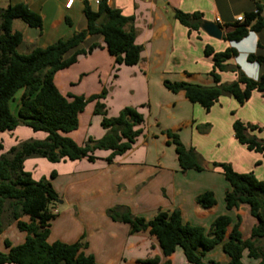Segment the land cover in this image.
<instances>
[{
  "label": "crops",
  "instance_id": "obj_1",
  "mask_svg": "<svg viewBox=\"0 0 264 264\" xmlns=\"http://www.w3.org/2000/svg\"><path fill=\"white\" fill-rule=\"evenodd\" d=\"M68 1L0 0L1 9L24 4L42 18V29L32 28L21 20L14 21L13 30L23 35L18 48L20 54H28L34 48H47L87 30L85 0H75L70 9L66 8ZM88 2L93 10H97L95 0ZM107 4L126 17L134 18L140 62L133 67L118 65L102 36L87 37L81 48L87 52L92 46L96 48L78 57L68 69L58 72L55 84L64 96L89 98L105 90L107 98L100 102L102 113L99 115L94 114L95 103H89L79 116V129L67 136L79 146H85L89 138L101 139L107 133L101 127L102 119L116 117L126 107L136 109L144 117L145 122L139 127L143 133L132 150L117 156L112 163L106 161L111 151L95 152L98 158L95 162L67 160L49 165L42 158L25 161V171L36 181L48 178L50 172L56 173L51 184L61 201L54 209L57 217L52 221L48 242L74 244L85 236L86 254H92L96 264H141L154 257L165 262L157 239L149 232L131 234L129 225L109 218L107 211L116 206L127 207L147 221L160 211L179 210L185 223L200 226L207 232L217 217L228 215L232 223L227 237L240 217L244 239L250 238L257 221L247 206L232 211L226 209L225 194L231 187L221 169L214 164H230L237 173L253 172L258 180L264 181L263 155L240 144L233 130L237 120L261 125L257 118L264 116V94L253 92L244 105L234 97H221L210 111H206L191 103L184 92H170L164 82L214 86V61L205 54L207 46L217 53L235 49L238 57H231L226 65L230 68L239 66L249 78L251 74H257V67L258 78L264 74V64L247 61V56L257 52L259 45L264 50V30L252 31L258 36L255 52L247 51L252 45H244V39L235 42L237 46L233 41L224 40L235 29L237 17L246 19L255 11L256 4L263 7L259 15L264 17V0H107ZM176 10L202 14L205 23H214L222 29L223 38L214 39L202 28L189 30L175 19ZM255 22L256 19L251 21V26ZM219 74L222 83L237 80L232 69ZM94 121L100 124L101 130L92 129ZM165 131L178 134L185 147L194 148L201 155L205 164L203 172H181L175 146L169 144ZM42 133L31 134L26 129H16L9 135L2 134L3 153L23 139H46L47 134ZM18 134H22V139L14 141L13 136L17 138ZM263 136L264 133L260 135ZM209 164L213 169L208 168ZM209 191L215 194L216 205L203 209L197 203V197ZM5 221L8 222L7 216ZM22 221L29 222V217L24 216ZM0 240V252L7 253L5 241L12 246L21 245L26 240V233L18 229L16 222L10 223L0 234ZM169 260L171 264H190L180 248ZM204 261L226 264L229 257L222 246H218L204 257ZM243 264H258V261L245 254Z\"/></svg>",
  "mask_w": 264,
  "mask_h": 264
},
{
  "label": "trees",
  "instance_id": "obj_2",
  "mask_svg": "<svg viewBox=\"0 0 264 264\" xmlns=\"http://www.w3.org/2000/svg\"><path fill=\"white\" fill-rule=\"evenodd\" d=\"M262 10L263 7L256 4L255 11L248 14L243 22H237L235 29L224 40L240 42L248 36L249 30H264V17L259 15ZM84 15L88 24L86 31L59 40L47 48H34L28 54H20L18 48L23 42V35L13 30L14 21L21 20L32 28L42 29V18L24 4L0 8V135L22 125L34 132L47 134L44 140L23 141L6 153H3L4 145L0 141V234L7 224L14 222L21 232L26 233V240L21 245L12 246L5 241L9 251L0 252V264H96L95 257L86 254L88 243L85 236L74 244L48 242L52 221L57 217L54 209L61 199L50 180H34L32 174L25 171L24 163L31 158L46 159L53 164L84 159L95 162L97 151H111L106 161L112 163L117 156L132 150L143 133L139 127L144 124V117L136 109L126 107L118 116L102 119L101 126L107 133L101 139L89 138L85 146H79L67 136L79 129V116L89 103L96 102L95 114L102 113L99 101L105 97L104 93L89 98L64 96L55 84L58 72L68 69L78 57L96 48L92 46L88 52L81 48L87 37L102 36L109 54L118 65L133 67L140 62L133 17H126L120 10L110 8L107 0H101L97 10H93L85 0ZM174 16L191 31H199L205 23L200 13L186 14L176 10ZM255 19V24L251 26V21ZM205 54L214 61V86L165 81L166 89L175 94L184 92L191 103L200 105L206 111H210L221 97H234L240 105H244L253 92L264 94V74L255 80L239 66L230 68L226 65L228 59L238 57L235 49L217 53L207 46ZM247 61L264 64L262 46L259 45L257 52L249 54ZM228 69L237 74V80L225 84L221 82L219 73ZM19 92L22 96L18 115L15 116L11 111V102ZM233 130L240 144L264 157V136H258L263 134L261 127L237 120ZM164 133L169 138V144L175 146L182 173L205 170L204 160L194 148L185 147L178 134L171 131ZM214 167L221 169L231 187L225 194L226 209L232 211L247 206L257 221L250 238L244 239L240 217L227 237L232 223L228 215L217 217L207 232L200 226L185 223L179 210L160 211L147 221L124 206L109 209V218L129 225L131 234L149 232L157 239L166 261L161 263L158 257H154L141 261V264H171L169 258L179 248L190 264H222L204 261V257L218 246H222L229 257L226 264H243L245 254L258 264H264V181L258 180L253 172L237 173L230 164L215 163ZM55 176L56 173H52L51 179ZM197 203L203 209L213 208L216 205L215 194L205 192L197 197ZM6 216L8 222H5ZM24 216L29 217V222L22 221Z\"/></svg>",
  "mask_w": 264,
  "mask_h": 264
},
{
  "label": "rangeland",
  "instance_id": "obj_3",
  "mask_svg": "<svg viewBox=\"0 0 264 264\" xmlns=\"http://www.w3.org/2000/svg\"><path fill=\"white\" fill-rule=\"evenodd\" d=\"M101 93H104L105 94V97L103 98V99H101L99 102H101V101H104L106 98H107V93H106V91L105 90H103ZM100 93V94H101ZM99 95V94H98ZM21 96H22V92H19L16 96H15V99L11 102V111H12V113H13V115H15V116H17L18 115V105H19V103H20V99H21ZM92 103V102H91ZM93 103H95V105H94V107H95V109H96V102H93ZM94 114H95V111H94ZM95 115H99V114H95ZM257 119H259V124H261L259 127H261L262 129H263V133H264V116H260L259 118H257ZM153 121V120H152ZM97 123V122H96ZM95 123V121L93 122V128L92 129H94L95 131H99V130H101V127H100V124H96ZM97 125V126H96ZM254 125H256V124H254ZM17 129H26V130H28L29 132H31V134H38V133H42V132H38V133H36V132H34L32 129H30L29 127H27V126H19ZM15 131V130H14ZM13 132V131H12ZM9 133L10 132H6V133H4V134H6V135H9ZM42 134H44V133H42ZM259 137H260V135H258ZM18 139H22V134H18V136H17V138H15L14 136H13V140L14 141H17ZM0 140H1V135H0ZM30 140V139H29ZM23 141H27V140H22V141H20L19 143H21V142H23ZM8 147L9 146H7V149H8ZM45 160V162L47 163V164H49V165H54L53 163H51V162H49V161H47L46 159H44ZM51 174H52V172H50L49 174H48V180H50L51 181ZM43 178V177H42ZM41 178V179H42ZM40 179V180H41ZM6 222V221H5ZM7 225H9V224H7ZM7 225H6V227H7ZM1 241V240H0Z\"/></svg>",
  "mask_w": 264,
  "mask_h": 264
},
{
  "label": "water",
  "instance_id": "obj_4",
  "mask_svg": "<svg viewBox=\"0 0 264 264\" xmlns=\"http://www.w3.org/2000/svg\"><path fill=\"white\" fill-rule=\"evenodd\" d=\"M202 29L207 35L214 39L221 40L223 38L222 29L214 23L206 22L203 24ZM208 168L213 169V165L209 164Z\"/></svg>",
  "mask_w": 264,
  "mask_h": 264
},
{
  "label": "clouds",
  "instance_id": "obj_5",
  "mask_svg": "<svg viewBox=\"0 0 264 264\" xmlns=\"http://www.w3.org/2000/svg\"><path fill=\"white\" fill-rule=\"evenodd\" d=\"M238 18V17H237ZM258 40V36L255 32H252L251 30H249L248 32V36L244 38L243 42L244 45H248L251 44L252 46L250 48L247 49L248 52H255V42ZM234 46H237L234 42ZM246 75H249L248 73H246ZM250 78L252 79H256L258 78V67H257V74H251Z\"/></svg>",
  "mask_w": 264,
  "mask_h": 264
},
{
  "label": "built area",
  "instance_id": "obj_6",
  "mask_svg": "<svg viewBox=\"0 0 264 264\" xmlns=\"http://www.w3.org/2000/svg\"><path fill=\"white\" fill-rule=\"evenodd\" d=\"M74 1H75V0H69L68 3L66 4V8H67V9H70V8L72 7ZM95 4H96V5H99V4H100V0H95ZM255 13H257V12H255ZM244 20H245V18L242 17V16H240V17L237 18V21H238V22H243Z\"/></svg>",
  "mask_w": 264,
  "mask_h": 264
}]
</instances>
